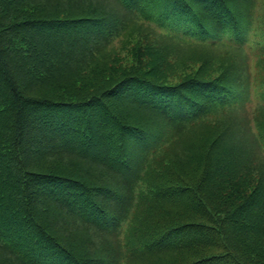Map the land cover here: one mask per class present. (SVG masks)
<instances>
[{
    "label": "trees",
    "instance_id": "16d2710c",
    "mask_svg": "<svg viewBox=\"0 0 264 264\" xmlns=\"http://www.w3.org/2000/svg\"><path fill=\"white\" fill-rule=\"evenodd\" d=\"M109 1L111 9L76 17L52 0H0V257L18 264H119L117 234L136 202L149 200L160 217L177 208L188 220L155 223L131 259L151 263L187 251L181 263L264 264V172L257 183L248 171L215 184L212 159L229 147L242 155L251 149L257 159L261 143L245 125L238 139L227 121L206 124L209 114L251 99L243 59L218 57L223 49L253 50L257 0ZM140 23L150 29L136 34L141 58L155 57L152 40L142 45L152 33L222 73L206 78L204 61L179 84L141 71L112 79L108 55L100 53ZM185 39L191 43L181 44ZM256 45L264 53V41ZM96 62L106 84L86 73ZM123 105L152 115L156 127L124 120ZM192 129L205 130L196 142L207 143L204 154L181 146L186 163L168 150L159 160L167 144ZM192 168L200 170L196 180L187 177ZM147 179L153 187L143 190ZM60 217L105 237L98 256L87 257L58 235Z\"/></svg>",
    "mask_w": 264,
    "mask_h": 264
},
{
    "label": "rangeland",
    "instance_id": "374dc122",
    "mask_svg": "<svg viewBox=\"0 0 264 264\" xmlns=\"http://www.w3.org/2000/svg\"><path fill=\"white\" fill-rule=\"evenodd\" d=\"M55 1L50 4H55L57 9L64 10L65 12H72L77 15L76 17L85 16V14H93L96 12H103L105 10L111 9L112 1L109 0H52ZM101 2V3H100ZM254 19H253V40L250 42V47L253 46V50L247 49V52H231L225 51L223 49L218 57L219 60L225 59L226 61H233L235 59L238 61L239 59H243V64L241 66L244 67L246 72L249 75L247 84L250 87L251 99L249 103H246L242 107H236L234 109L227 110H219L209 114L206 121V124L209 123V126L213 124H217L221 121H227L230 125L233 124V129L235 130V134L238 135V139L242 138V129L241 126L244 127L245 130L250 128L251 133H253L256 137V140H259L261 143V153L259 158L256 159L257 152H253V150L249 149L248 155H242L241 152H233L230 151L231 148H227L226 151L221 149L216 152H213L212 159L215 160L214 168L217 169L216 173L218 174V178L215 179V184L217 182L223 183V179L225 176H236L241 172L239 176L242 175V172L247 173L248 171L254 175V182L259 181L260 172H264V53L261 48H259L256 43H263L264 41V0H257ZM139 21L144 22L146 24L151 25L157 31L162 32L159 27H156L155 24H151L149 21H146L143 18H139ZM144 31L146 29L149 31L150 29L141 23L137 26L130 27L125 34H119L114 36L112 42L107 48H104L100 53L99 57H104L108 55V60H105L108 63L112 75V79H118L123 77L125 74H132L137 71H141L143 76L149 77L156 82H169L171 84H179L184 80L187 76H189V72L194 71L201 65V63H205L204 67L201 69L208 73L206 78L212 79L214 77L219 76L222 72L217 67H207L205 57L201 56L200 62L196 63L192 61V57L190 55H180L181 51L176 49L173 45L165 42L158 35H154L151 32V35L148 38V41L143 40L142 45L151 46V40L156 46L154 52L152 53L155 57H144L141 58L139 49L136 45L138 40L136 34H140L138 31ZM142 33V32H141ZM141 35V34H140ZM147 34L145 33L143 37ZM142 37V39H143ZM141 39V38H140ZM181 44L189 45L191 42L188 39L179 40ZM196 43V41H193ZM221 45H225L227 43H220ZM229 45V44H227ZM263 47V46H262ZM148 59V63L145 62L144 58ZM161 57L160 59H158ZM214 55L209 53L208 59L212 60ZM164 59V60H163ZM141 63H140V62ZM160 62V63H159ZM203 63V64H204ZM98 69V63L92 64L91 68L87 70V74L91 75V78L99 79L101 83H105L107 78H101L99 73L96 72ZM152 72H149V71ZM155 74V75H153ZM123 108L126 110L125 118L129 121H134L137 123H141L146 128L153 129L157 125V120L147 113L141 112L136 108H132V106L123 105ZM232 117V118H231ZM203 129H192V131L185 133L183 136L173 139L172 143H169L165 146L163 152L159 156V160L162 158L164 151L168 150V152H174L172 154L173 157H178L182 162H187L189 158H184L182 156V150H179L181 146H186L184 148L187 152H195L197 155L204 154L206 149V142L203 141L200 144H196V142H200L199 135L204 132ZM250 136L248 133L245 135L246 137ZM244 139V138H243ZM174 141H178L174 143ZM247 141L248 147H252L250 141ZM177 151V152H175ZM251 151V152H250ZM222 156V157H221ZM219 161V164H216V161ZM240 163V165L238 164ZM156 169L159 172V167ZM228 171V173H227ZM200 175V170H195L194 168L190 169L187 173V177L196 180ZM149 180H145L142 184L143 190L147 186H152L148 182ZM220 184V185H221ZM153 187V186H152ZM139 201V200H138ZM151 207V208H150ZM152 211H151V210ZM182 211L177 208H172L170 212L167 214H163L160 217V213H155V205L151 203V201L146 200L144 204L142 201L136 202L133 209L129 213V218L123 223L121 229L119 230L117 237L119 241V249L122 252V259L119 261V264H185L181 263V260L186 258L188 255L187 251L184 252H175L168 255H165L160 260L156 262H143L142 260L135 261L131 256H135L132 254V250L135 246L136 241L145 238L150 232H155V223L159 225H164L166 222H175L179 220L181 223L188 220L184 215H182ZM57 214L53 213V216ZM61 218V230L58 232V235L62 238H65L72 244L78 245L86 256H98L96 252H100L96 248L101 249L105 243V237L100 234H91L89 228L77 222L75 220H69ZM183 218V219H182ZM59 228V226L57 227ZM131 242V243H129ZM131 255L130 257H128ZM138 257V254H137ZM4 262L3 258L0 257V264H18L13 262L12 260ZM192 260L189 261L190 264Z\"/></svg>",
    "mask_w": 264,
    "mask_h": 264
}]
</instances>
